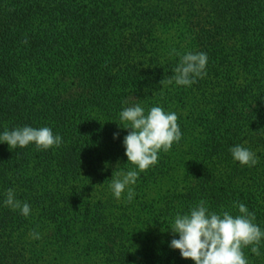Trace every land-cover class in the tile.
I'll return each mask as SVG.
<instances>
[{
	"label": "trees",
	"instance_id": "16d2710c",
	"mask_svg": "<svg viewBox=\"0 0 264 264\" xmlns=\"http://www.w3.org/2000/svg\"><path fill=\"white\" fill-rule=\"evenodd\" d=\"M173 49L206 53V75L161 85ZM134 104L175 112L182 139L128 202L109 184L138 171L119 119ZM26 125L63 142L0 143V264H194L170 226L202 199L233 216L243 203L264 230V0H0V133ZM236 145L258 163L234 161ZM9 188L29 216L4 205ZM259 251L244 249L248 264Z\"/></svg>",
	"mask_w": 264,
	"mask_h": 264
},
{
	"label": "clouds",
	"instance_id": "9594fccd",
	"mask_svg": "<svg viewBox=\"0 0 264 264\" xmlns=\"http://www.w3.org/2000/svg\"><path fill=\"white\" fill-rule=\"evenodd\" d=\"M170 55L179 56V63L173 69L175 74L166 80L162 79L161 85H170L174 81L179 86H191L197 78L206 75V53L187 52L181 55L173 49ZM119 119L123 128L129 130L123 139L127 163L138 171L113 173L109 188L118 200L127 189V201L131 202L135 191L130 185L136 183L140 172L158 163L160 152L167 153L174 143L180 142L182 132L178 115L160 106L151 107L147 113L140 104L127 106L119 113ZM117 136L118 133L113 134L114 139ZM62 142V137L54 134L47 126L34 128L26 125L12 130L5 129L0 133V143H6L10 150L25 148L30 144H34L38 151L48 150L60 147ZM229 151L233 160L242 166H255L258 163L255 153L246 147L236 145L229 148ZM5 195L3 203L6 207L18 209L25 217L30 215L31 206L15 199L13 189L9 188ZM232 206L238 208V215L233 216L223 208L220 213L210 211L203 199L187 213H177L170 229L179 238H173L170 247L179 250L183 259H191L194 264H248L244 249L250 246L251 252L259 256L264 230L255 223V213L250 212L245 204L233 202ZM30 235L34 239L41 238L38 232Z\"/></svg>",
	"mask_w": 264,
	"mask_h": 264
}]
</instances>
